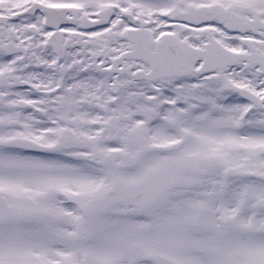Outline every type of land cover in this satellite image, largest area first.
<instances>
[{
  "label": "snow or ice",
  "instance_id": "obj_1",
  "mask_svg": "<svg viewBox=\"0 0 264 264\" xmlns=\"http://www.w3.org/2000/svg\"><path fill=\"white\" fill-rule=\"evenodd\" d=\"M0 264H264V0H0Z\"/></svg>",
  "mask_w": 264,
  "mask_h": 264
}]
</instances>
